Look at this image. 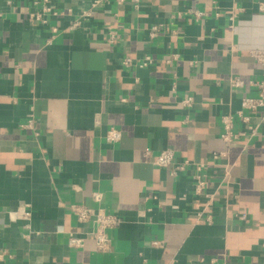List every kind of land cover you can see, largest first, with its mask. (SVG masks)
<instances>
[{
	"label": "crops",
	"instance_id": "1",
	"mask_svg": "<svg viewBox=\"0 0 264 264\" xmlns=\"http://www.w3.org/2000/svg\"><path fill=\"white\" fill-rule=\"evenodd\" d=\"M92 1L0 0V264H264V125L213 160L225 149L222 115L264 78L251 55L264 49V0L111 1L79 15ZM145 55L155 61L140 67ZM232 76L245 85L232 87ZM112 127L118 143L107 141ZM167 148L211 164L212 223L197 222L204 200L191 172L174 178L155 163ZM75 202L123 218L108 230L109 251H97ZM26 204L30 220L9 216ZM72 232L83 247H69Z\"/></svg>",
	"mask_w": 264,
	"mask_h": 264
},
{
	"label": "built area",
	"instance_id": "2",
	"mask_svg": "<svg viewBox=\"0 0 264 264\" xmlns=\"http://www.w3.org/2000/svg\"><path fill=\"white\" fill-rule=\"evenodd\" d=\"M47 0H32L34 5H40L41 2H46ZM114 1L118 4H123L127 0H94L92 1L90 7L80 9L79 15L83 17L92 16L94 8L98 6L105 5ZM136 9L141 7V0H131ZM259 9L264 13V2H259ZM44 11L52 12V14L57 15L54 8L50 6L44 7ZM72 12V9H70ZM197 18L203 17L205 14L203 11H194ZM37 18L40 14L36 13ZM80 24L79 20L75 21L71 28L77 27ZM159 31V26L155 25L150 29V36H157ZM121 34L118 31H110L108 40L110 42H116L120 39ZM251 55L256 59L258 63L264 66V49L257 48L251 50ZM179 55L174 53L169 56L166 61L172 63L174 60H178ZM155 61L154 57L151 55H145L142 60L138 61L140 67L152 64ZM132 58H124L123 65L131 66L133 64ZM230 85L232 87L240 88L245 85V81L237 76H232L229 79ZM249 85L255 89V95H244L240 99V106L235 110H230L222 115L221 117V133L220 139L225 146V149L221 151H216L213 154V160L223 159L228 155L230 147L237 142L241 137L247 136L253 138L258 135L264 125V78L251 79ZM195 103V98L190 93H185L181 98V104L185 108L193 107ZM33 118L29 119L25 126L32 127ZM122 134L121 130L112 127L107 134V141L110 143H118L121 140ZM151 155V151L147 150L145 156ZM155 163L161 167H170L171 174L174 178H177L181 173L185 171H190L191 176L194 179L193 191L196 195L203 198L204 201L200 203L201 210L197 212V222H213V215L207 214L206 210L212 207L216 192L209 189V174L208 170L211 168L210 163L206 162H196L190 159H178L177 154L171 148L162 150L156 155ZM229 176V166L223 167V180L224 177L227 180ZM97 200L100 199V194H95ZM185 198V197H183ZM72 213L75 215L76 219L80 223H93L95 228L91 231V235L95 241L96 249L100 252H107L111 249V240L108 235V230L119 226L123 222V218L113 212L108 211L106 208H93L81 203H71L69 205ZM9 216L13 220H30L32 217V210L30 205H21L16 211H10ZM157 243V241H154ZM85 244V236L77 235L72 232L68 237V245L71 248H81ZM264 246V243H263ZM5 255H8L6 250H0V260L5 259ZM207 264H222L217 259H212Z\"/></svg>",
	"mask_w": 264,
	"mask_h": 264
}]
</instances>
